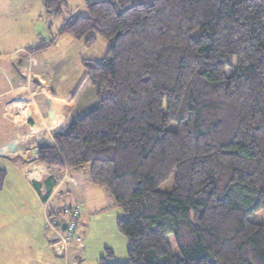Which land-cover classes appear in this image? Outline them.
<instances>
[{
  "label": "trees",
  "instance_id": "16d2710c",
  "mask_svg": "<svg viewBox=\"0 0 264 264\" xmlns=\"http://www.w3.org/2000/svg\"><path fill=\"white\" fill-rule=\"evenodd\" d=\"M42 1L62 15L65 0ZM79 7L85 12H67L61 34L86 47L102 37L107 51L81 61L71 100L88 82L96 105L55 146L39 148L37 160L58 169L90 164L91 184L125 215L116 229L127 262L105 249L98 264H264V228L248 219L264 209V0ZM172 173L174 189L158 190ZM6 174L0 168V192ZM54 185L45 180L41 194L34 184L41 203ZM52 200V211L76 204Z\"/></svg>",
  "mask_w": 264,
  "mask_h": 264
},
{
  "label": "crops",
  "instance_id": "0c3cea01",
  "mask_svg": "<svg viewBox=\"0 0 264 264\" xmlns=\"http://www.w3.org/2000/svg\"><path fill=\"white\" fill-rule=\"evenodd\" d=\"M43 13L52 15L54 12L46 8L37 15V21L41 19L46 22L43 26L46 30L51 24ZM66 19L67 16H63L57 30L58 34L52 39L44 40L43 36H39L33 44H24L25 46L20 44L13 47L3 46L10 38L7 33L3 41L0 39V161L4 160L1 162L6 164L2 169L11 167L16 172L18 178L24 183L27 193L31 194L39 204L41 201L34 184H42L40 190L43 194L44 181L51 179L55 183L53 191L59 190L56 196L65 194L69 203L75 202L80 205L84 216L90 208L84 205L83 193L96 194L97 188L100 191L103 190L98 192L100 198L105 197L111 208H116L104 188L91 184L90 164L73 169H57L48 168L37 161V151L40 147L55 146L54 137L65 133L71 122L82 117L96 105L94 93H88L84 100L80 91L77 98L71 100L85 72L78 74L76 71V74L71 77L70 69L81 64V61L86 58H83L81 54V50L85 48L83 40L69 39L66 37L69 35L61 34ZM38 34L45 36L44 33ZM74 41L78 42L76 49ZM40 43H48V45L36 51L30 50ZM84 84L90 91V84L88 82ZM90 97H94V102ZM63 182H65L64 186ZM63 201L58 202L59 206ZM7 205L9 206L8 203ZM21 206L24 211H27L20 201H15L12 208L15 211L13 217L8 218L7 214L5 223L2 224L5 228H2L0 234V264H24L18 260L22 255V244L20 246L19 241L28 239L26 234H19L18 231L22 222L21 217H18L16 213ZM84 237L85 241L81 250L77 245L72 247L69 257L71 263L98 264L103 256H98V252L95 256L91 254L89 234L86 235L85 232ZM26 245L30 249L28 242ZM41 245L44 248L42 256L50 257L45 243ZM109 249L113 252L112 260L116 261L115 251L112 248ZM119 259H121L120 262L126 259L123 248Z\"/></svg>",
  "mask_w": 264,
  "mask_h": 264
},
{
  "label": "rangeland",
  "instance_id": "374dc122",
  "mask_svg": "<svg viewBox=\"0 0 264 264\" xmlns=\"http://www.w3.org/2000/svg\"><path fill=\"white\" fill-rule=\"evenodd\" d=\"M80 3L81 0H65V4L61 7L62 16H58L54 13L52 15H46L45 13H43L44 16H47L46 19L48 20V23L50 22L51 24L48 26V29L45 30L43 26H45L46 22L41 19L37 21L38 13L46 9L45 2H43L42 0H0V39L1 41H3V37L6 33L10 36V38L6 40V43L3 46L13 47L20 44H22L23 46H25L24 44H33V42H35L36 38L39 36H43L44 40L54 38L58 34L57 30L59 24L61 23L63 16H65L67 12L73 10H77L81 14L85 12V9L81 10L80 7L77 8ZM39 32L44 33L45 36L42 34H38ZM66 37H69V39H73L70 36ZM77 43L78 42L74 41L75 49L77 48ZM106 51V40L102 37L96 36L95 43L89 47L85 46L84 50H81V54L83 58L86 59L93 58L96 60H100L105 56ZM76 71L78 74L84 72V68L80 63L77 64L75 68L71 67V77L76 74ZM233 72L234 69L230 68L227 69L225 73L227 76H229ZM80 91L82 92L84 100L86 99L85 96L88 93H94L92 88H90V91H88L85 84L82 85ZM90 98L93 99L92 102H94V97ZM170 128L174 130L176 127L175 125H171ZM1 161L4 162V160ZM1 161L0 168H3L4 166H6V164ZM4 170L6 171L7 176L4 188L0 192V234L2 228H5V226H3L2 224L5 223L4 220L5 218H7V214L9 218V216L13 217L15 213V211L12 209L14 206V202L20 201L25 206L27 211H24L22 206L18 207L17 209L18 212L16 214L18 215V217H21L20 221L22 222L18 227V231L19 234H26V236H28V239L19 241L20 246L22 244L23 248L21 247L22 255L18 260L20 262H23L24 264H66L62 258L51 255V252H49L48 249L47 250L50 254V257L45 258L44 256H42L41 253H44V248L41 243H44L43 238L45 233V223L41 204H39L31 194L27 193L24 187V183L21 182L16 172L13 171L11 167H7L6 169L4 168ZM174 180L175 173H172L164 183L159 185L158 190L162 192L172 191L174 189ZM64 184L65 182H63V186ZM58 191L59 190H56L55 192L53 191V196L55 198L53 197L52 202L58 203L64 200L62 203H68L65 194L56 196V193ZM96 191V194H88V192L83 193V198L85 199L84 205L89 206L90 209L87 210L88 213L86 215H81L83 217H81L82 224L80 226V232H86V235L89 234L88 241L89 247L91 248L90 250H92L91 254H94L95 256V254H97L98 252V256H105V249L112 248L117 256L116 261L113 262L126 263V240L116 229V220L118 218H124L125 215L117 206L115 209L111 208V206L107 203L108 201L107 199H105V197L100 198L98 192L100 193L103 190L100 191L99 188H97ZM15 193L17 197L15 196ZM7 203L10 207L7 205ZM248 219L251 222L262 225L264 228V209L252 213L248 216ZM84 241L85 237L82 239V242L79 246H83ZM26 242H28L30 249L26 247ZM122 248L123 255L126 259L125 261L123 260V262H120L119 260L121 259H119V257ZM81 249L79 248V250ZM173 250L175 251V248H173ZM28 251L29 254H27ZM33 251L34 253H32ZM70 260L71 259L69 258V263L67 264H72Z\"/></svg>",
  "mask_w": 264,
  "mask_h": 264
},
{
  "label": "built area",
  "instance_id": "2783aa9c",
  "mask_svg": "<svg viewBox=\"0 0 264 264\" xmlns=\"http://www.w3.org/2000/svg\"><path fill=\"white\" fill-rule=\"evenodd\" d=\"M53 195L52 191L47 200L41 203L45 223L43 240L51 255L62 258L67 264L72 247L74 245L80 249L83 247L79 246L83 238L78 232L81 207L79 204H69L64 205L60 210L52 211L50 201ZM63 224H65L64 229H62Z\"/></svg>",
  "mask_w": 264,
  "mask_h": 264
},
{
  "label": "water",
  "instance_id": "95a60500",
  "mask_svg": "<svg viewBox=\"0 0 264 264\" xmlns=\"http://www.w3.org/2000/svg\"><path fill=\"white\" fill-rule=\"evenodd\" d=\"M40 148H41V147H40ZM64 228H65V224L62 225V229H64Z\"/></svg>",
  "mask_w": 264,
  "mask_h": 264
}]
</instances>
